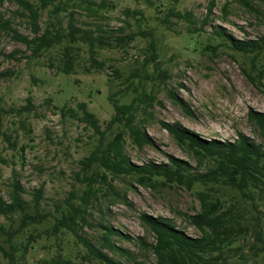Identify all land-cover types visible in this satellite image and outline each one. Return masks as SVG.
Here are the masks:
<instances>
[{"label": "rangeland", "instance_id": "rangeland-1", "mask_svg": "<svg viewBox=\"0 0 264 264\" xmlns=\"http://www.w3.org/2000/svg\"><path fill=\"white\" fill-rule=\"evenodd\" d=\"M60 1L39 10L40 31L49 23L64 28L72 12L78 26L84 22L94 29L96 23L102 30L122 27L124 33L140 30L150 34L136 35L121 47H97L92 58L87 45L77 42L73 44L72 70L63 73L65 41L32 54L13 34L33 36L26 11L13 0H0V197L9 202L15 178L22 187L21 196L28 201V211L44 215L40 223L25 226L11 243L8 233L18 226L20 214L0 215V264H10L2 251L9 250L10 244L17 248L15 264H34L59 249L75 264H100L83 258L84 248L76 244L72 233L48 232L68 197L79 202L84 176L96 167L84 168L80 162L99 137L79 120L80 102L98 119L105 138L122 124L113 121L107 127L114 113L112 104L134 102L132 120L152 140V144L137 146L124 135V153L136 164L168 162L170 155L202 170L161 122L178 123L205 139L232 141L241 132L254 143H263L248 113L264 111V52L253 57L235 51L222 35L238 39L264 35V0ZM101 1L104 4L98 6ZM57 4L59 11L53 12ZM27 97L32 108L22 110ZM61 108L72 111L61 115ZM92 177L97 192L85 213L89 224L78 231L96 244L102 225L128 234L129 239L113 236L112 241L132 253L137 263L108 251L123 264L154 261L150 249L136 239L154 241L140 220L141 213L161 216L190 236L200 234L186 216L200 209L196 190L201 185L151 188L127 175L107 176L109 184L100 174ZM36 188L41 189L37 205L31 200ZM214 189L224 198L223 205L232 210L234 226L240 227L234 236L238 247L226 252L222 264H264L263 243L256 238L260 231L264 239V205L223 185ZM29 235L35 240L24 252L22 245Z\"/></svg>", "mask_w": 264, "mask_h": 264}, {"label": "trees", "instance_id": "trees-1", "mask_svg": "<svg viewBox=\"0 0 264 264\" xmlns=\"http://www.w3.org/2000/svg\"><path fill=\"white\" fill-rule=\"evenodd\" d=\"M26 11L30 19L32 37L23 36L14 31V37L21 40L27 47L31 48L32 54L50 48L51 46L65 41L62 53L63 73H70L73 66L72 50L73 44L79 42L87 45L89 57L92 58L97 47H121L132 40L136 35L147 36V31H130L124 33L122 27L110 30H102L95 23L96 27L91 29L85 27L83 22L78 26L73 21L72 12L68 13L67 23L64 28L53 23L44 25L40 31L37 18L39 10L44 9L54 0H38L35 5L31 0H13ZM58 2H61L58 0ZM90 3V2H87ZM93 4V3H90ZM101 1L98 6H102ZM90 9V7H86ZM59 11L58 4L52 9ZM125 14L128 12L124 11ZM4 22V21H2ZM1 26H4L3 24ZM96 30V31H95ZM215 34L220 35L218 31ZM228 45L235 51L251 53L257 57L264 52V35L255 39H238L231 35L223 34ZM209 46V45H205ZM108 100H111V97ZM134 102L128 104L113 103L114 113L107 123L109 127L113 121L121 122V127L110 137L105 138L101 130L98 119L90 112L84 102L78 103L81 111L79 120L88 124L94 133L98 134L97 143L90 153L82 157L81 165L84 168H92L95 164L94 175H101L106 181L107 176L119 177L127 175L133 177L136 182L147 185L151 188L155 186H182L192 189L202 186L196 190L200 209L195 214L187 215V220L198 230V236H190L178 229L175 225L161 216H153L147 213L139 215L142 223L153 234L154 241L146 243L142 238L137 237L138 244L149 248L154 255L151 264H222L226 258V252L238 246L234 243L238 240L234 236L240 231V227L232 223V210L223 204L224 198L215 194L214 187L223 185L240 192L252 201H259L264 205V111H252L248 113L249 119L256 125L263 143H254L247 135L238 132L232 141H220L217 139H205L195 131L184 127L178 123H164L161 125L175 138L177 143L190 151L196 158V163L201 167V171L194 170L183 159L168 156V162H145L141 164L133 163L123 150V138L127 135L130 142L137 146L152 144V140L140 129V125L133 122L132 112ZM32 108V103L27 97L26 105L22 110ZM20 110V109H19ZM66 110H60L61 115ZM74 116V114L72 115ZM1 158V157H0ZM4 161V159H2ZM92 174L84 176V184L81 194L78 196L79 202L76 204L72 197L65 200V205L60 214L54 217L50 228L51 234L59 232H70L75 236L76 244L84 248L83 258L87 261L94 260L100 264H123L122 261L109 254L108 251L117 254L126 261L137 263L135 256L128 250L119 247L112 241V237L129 239V235L121 230L109 225H102L103 230L98 238V244L83 237L79 229L87 222L85 213L89 207L91 198L97 192V187L93 183ZM107 184H109L107 182ZM108 190L112 191L110 185ZM22 187L17 179L13 178L9 193V202H5L0 197V215H8L18 212L20 214L19 224L8 233L11 239L18 234L28 224L40 223L44 216L38 210L28 211V201L21 196ZM74 197V196H73ZM41 199V189L36 188L32 192L31 200L37 205ZM233 206V203H231ZM257 240L262 241L261 250H264V239L260 231L257 232ZM35 236L29 235L24 242L23 250L26 252L31 246ZM17 250L10 244L9 250H2L7 256L10 264H15L14 252ZM34 264H75V262L65 257L60 249L50 258L39 259Z\"/></svg>", "mask_w": 264, "mask_h": 264}]
</instances>
